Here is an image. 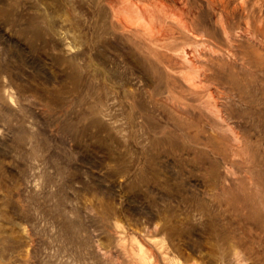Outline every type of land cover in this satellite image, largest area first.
Returning a JSON list of instances; mask_svg holds the SVG:
<instances>
[{
  "label": "rangeland",
  "instance_id": "obj_1",
  "mask_svg": "<svg viewBox=\"0 0 264 264\" xmlns=\"http://www.w3.org/2000/svg\"><path fill=\"white\" fill-rule=\"evenodd\" d=\"M201 4L222 124L152 100L157 64L107 0H0V264H264V47L229 46Z\"/></svg>",
  "mask_w": 264,
  "mask_h": 264
},
{
  "label": "bare ground",
  "instance_id": "obj_2",
  "mask_svg": "<svg viewBox=\"0 0 264 264\" xmlns=\"http://www.w3.org/2000/svg\"><path fill=\"white\" fill-rule=\"evenodd\" d=\"M117 1L124 2V8L117 10L115 8ZM201 2H205L210 12L216 16V22L213 21L217 24L223 41L228 44L231 43L229 46L233 47L232 45L239 37H245L255 43V45L258 44V46L264 47V0H107L112 10L110 20L112 31L114 33L117 32L116 29L120 31L119 33L123 40L125 39L131 44V53L134 55L139 54L138 57L141 58L142 65H145V59H152L157 64L158 69L154 75L155 87L150 93L152 100L155 103H159L158 100L162 98L160 97L161 93L166 92L164 97L170 103L172 110L189 114L194 113L198 109L200 115L204 114L208 118L216 119L218 123L222 124L226 121L220 107V97L222 95L216 93L208 78L213 73L212 63L217 59H223L227 53H225L223 48L215 47L209 42L213 40L214 35L209 33V31L200 30L197 22L202 19L201 14L197 12V7L201 9ZM236 15L243 17V20L232 31L227 18L229 16L235 17ZM95 26L94 33L97 35L96 30L98 27L95 28ZM214 30L212 32L217 34V29ZM97 39V36H93L91 41L93 48L97 44ZM240 41L242 42L241 39ZM253 49L255 48L253 47ZM237 50L240 51L239 48ZM224 60H226V57ZM87 74L88 72H86ZM155 95L159 97H155ZM113 98L116 99L115 95ZM159 108L162 107L160 106ZM170 115L169 109L168 116ZM225 126L226 129L232 132L233 137L239 141V136L233 127L226 123ZM245 202L243 201L242 204L230 202L231 207H233L232 211L235 210L234 212L236 213L237 211L238 215L243 214L241 216H246L244 220L250 217V213L254 214V212H257L260 214V209L256 207L255 203ZM260 207L263 208L262 206ZM255 221L258 222L256 218ZM255 221L254 225L257 226L260 222L255 224ZM243 224L242 226H244ZM262 228H264V225ZM248 230H246L247 233ZM223 232H220V234L223 242H225V239L227 241V236ZM234 242L231 249L229 248V251H231L229 259L237 263L242 261V256L240 255L238 243Z\"/></svg>",
  "mask_w": 264,
  "mask_h": 264
}]
</instances>
